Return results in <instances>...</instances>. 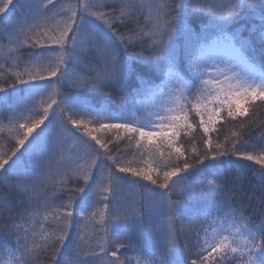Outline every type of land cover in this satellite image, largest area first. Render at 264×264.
<instances>
[{"label":"snow or ice","instance_id":"snow-or-ice-1","mask_svg":"<svg viewBox=\"0 0 264 264\" xmlns=\"http://www.w3.org/2000/svg\"><path fill=\"white\" fill-rule=\"evenodd\" d=\"M243 12L259 22L241 23ZM0 17L11 66L24 65L0 84V101H14L0 121L15 130L0 154V184L19 201L0 198L2 264H34L49 250L52 264H66L61 250L89 258L67 264H264V144L250 148L239 119L264 105V0H0ZM221 119L239 130L223 140L217 131L214 142ZM62 140L79 150L65 156ZM53 163L59 190L70 195L59 205L45 195L41 204L30 185L52 177ZM248 171L257 174L252 197L242 187ZM204 172L214 188L202 184ZM68 180L81 186L67 188ZM125 185L147 191L128 203ZM41 213L51 232L20 223ZM182 217L195 237L183 250ZM82 224L98 251L85 252Z\"/></svg>","mask_w":264,"mask_h":264},{"label":"trees","instance_id":"trees-1","mask_svg":"<svg viewBox=\"0 0 264 264\" xmlns=\"http://www.w3.org/2000/svg\"><path fill=\"white\" fill-rule=\"evenodd\" d=\"M157 1V2H156ZM152 0V2L156 3H163L165 0ZM65 6L74 4L76 0H62ZM218 3L223 2V0H217ZM257 5H259L260 0H255ZM242 20L241 23H246V24H252V23H258L259 22V14H257L256 19L250 20L249 17L247 16L246 12L241 13ZM61 18L57 17V20L59 21ZM7 27V23L3 20L2 17H0V37L3 35V29ZM21 52L24 53V55L21 57V59H25L27 56V53L24 49H21ZM11 58L12 54L9 52V46H7L6 42L0 43V84H3L4 79L7 78V76L11 75L15 71H22L24 65L21 66V68L17 69L11 66ZM81 59H84L81 57ZM88 59H94V57H88ZM27 78V77H25ZM23 87V86H21ZM9 93L12 92L11 89L8 90ZM51 97V93H49L48 96L43 98V103L40 102V100H37V110L42 111L43 107L47 106V103ZM14 101L12 99H9L8 103H4L3 101H0V112L6 111L7 107L9 104L13 103ZM251 118V119H249ZM247 122L246 128H249V135H250V140L248 141L249 147H259L261 144H264V133L261 132V128H264V105L260 104L259 102H256L254 106L249 107L248 114L245 117L239 118ZM198 120V117H196L192 122L195 124L196 121ZM226 121L224 119H221L217 121L216 123V129L210 133L209 135L212 137L213 141L215 142L216 136H217V131H219L221 135V140H223V136H228L229 139L232 138V133L238 131L239 129L233 125H227L226 127H222V125H225ZM202 132L201 129H196L194 131V135H199V133ZM100 135L105 136L107 138V134L101 133ZM15 137V130L12 128V126L7 122V121H0V154L7 153L9 148L12 146L10 141L14 139ZM185 140V135L184 133L181 134L180 137V142L183 144L184 147H191V145L184 143ZM156 143H159V141H156ZM197 146V148L200 147V142L199 139L193 140L192 142ZM61 146L64 149V155L65 156H70L74 152L79 150V146L71 140H68L66 143H63V140L61 142ZM160 151L162 152H167V146L163 145L160 148ZM59 155V154H58ZM147 157L145 156V159ZM131 159V157H129ZM83 163V161L81 162ZM256 168H259L258 165L254 166ZM51 171L53 173L52 177L49 176H42L40 179L36 180L33 185H30V187L34 188V193L33 195L35 196L36 200L43 204L44 200L41 199V197L47 195L51 200L55 201L56 205L66 203L68 200V196L70 193L63 192L59 190V184H58V177H56V164L53 163ZM244 175L247 177V179L244 181L242 187L244 188L245 192L247 193V197H252L256 195L253 193L250 189L255 187L256 185V180L255 176L257 175L256 173L253 172H245ZM8 183L11 184L14 182V178L12 176H9L6 178ZM162 179V177H161ZM178 179L177 177H173V180ZM200 179L202 184L205 186L207 189H212L215 187V183L213 181V174L211 172H204L200 174ZM142 183L149 184L150 182L143 181ZM81 184L74 183L73 180H68L67 181V188L75 189L80 187ZM239 190V186H238ZM146 189H141L139 185H125L123 188L124 195L122 197L123 200H125L128 203H131L133 201L139 202L141 200V193L146 192ZM0 198L3 199H9L12 200L14 203H18V198L12 197L11 193L4 187V185L0 184ZM62 196L63 199H56V197ZM79 197H77V200ZM175 199V197H174ZM25 207H28L25 205ZM97 209H99V206H97ZM95 210V209H94ZM259 212V209H257ZM4 212V209H0V214ZM3 219V216L0 215V220ZM51 220V217H50ZM96 220H99V217H96ZM28 222V221H27ZM25 221H20V223L25 224L27 223ZM211 223V221H209ZM256 223L258 224L259 221L257 220ZM52 225V220L51 222L49 221H43L42 226H45V229L48 232H51L53 230ZM207 226V225H206ZM2 227V225H0ZM176 230L178 231V243L182 246L184 245H190L195 242V237L192 235V230L191 226L184 221V218L182 217L180 222L176 224ZM203 235V233H201ZM81 236L83 237L84 244H85V252L88 250V246L90 245L92 248H96V243H97V237L95 233H89L87 227L85 226L84 231L81 232ZM91 237V238H90ZM101 243H103V236L101 234ZM39 242V241H38ZM12 243H14V238ZM151 243L153 245V250L159 254L160 249V244H159V238L155 234H153L151 238ZM31 246V245H30ZM98 251V248H96ZM192 251H196V249H192ZM61 256L64 258L66 264L67 261L73 260V259H89L86 255H81L77 257L76 253H72L71 255H65L63 250H61ZM129 257H136L137 259H151V257H144L143 253L141 254H136L129 252L128 253ZM7 257L6 253H0V264H2L3 259ZM57 260L60 259V257L56 258ZM53 257L51 255L50 250L49 251H41L39 252L35 258H34V264H52ZM133 264H135V261H133Z\"/></svg>","mask_w":264,"mask_h":264},{"label":"rangeland","instance_id":"rangeland-1","mask_svg":"<svg viewBox=\"0 0 264 264\" xmlns=\"http://www.w3.org/2000/svg\"><path fill=\"white\" fill-rule=\"evenodd\" d=\"M156 1V0H155ZM157 2V1H156ZM154 2V3H156ZM55 105H53V109H55ZM47 123V121H46ZM37 131H39V129H37ZM35 134V133H34ZM95 210H98V209H95ZM45 216H48L47 213H41L39 216H37L35 219L31 220V221H28L26 224H25V228L26 229H29V230H32V229H35L36 233H40L42 231V229H45V226H42V223L43 221H49L51 222L50 220V217H48V219H45ZM217 227H219V225H217ZM78 228H80L81 232L84 231L85 229V225H79ZM4 259H7V257H5Z\"/></svg>","mask_w":264,"mask_h":264}]
</instances>
